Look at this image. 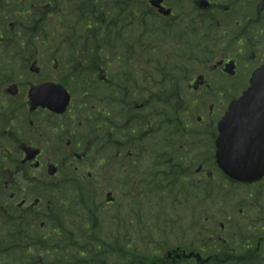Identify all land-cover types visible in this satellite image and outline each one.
<instances>
[{
  "label": "flooded vegetation",
  "instance_id": "1",
  "mask_svg": "<svg viewBox=\"0 0 264 264\" xmlns=\"http://www.w3.org/2000/svg\"><path fill=\"white\" fill-rule=\"evenodd\" d=\"M262 67L264 0H0V264H44L80 210L166 236L173 208L228 236L205 264H264V176L237 182L216 157L221 119ZM224 186L227 224L200 227ZM167 251L129 263L203 261Z\"/></svg>",
  "mask_w": 264,
  "mask_h": 264
},
{
  "label": "rangeland",
  "instance_id": "2",
  "mask_svg": "<svg viewBox=\"0 0 264 264\" xmlns=\"http://www.w3.org/2000/svg\"><path fill=\"white\" fill-rule=\"evenodd\" d=\"M225 195H233L231 191H229V188L227 186L220 187L218 189V196H219V203H218V209L216 210V203L214 201L209 200L211 204H208L209 201L203 202L204 206H208L203 208V213L200 217V227L204 226H212L213 228L219 229L220 223L227 224L226 221L228 220V215L226 210V205L223 202V197ZM227 204V201H226ZM114 210V209H113ZM113 210H108L106 213L101 214V213H93L91 215H87L84 213H81V216H75L76 220V228H82V225L84 223L88 224L87 230H82L85 233V238L88 239L91 243L95 239H99L102 242L106 243V245L109 247L114 244V242H118V245L122 246L120 248H128V246H131V249L136 251L135 253L138 254V261L141 260L143 257L146 256H151L153 253L149 252V249H152V246L154 244H157L158 248V255L163 257L164 253L173 248L177 247H182L188 249V251L192 252H200L199 251V246L202 245H207V246H212V244H216V240L218 236H214V238H210V236L205 235V233L198 234V231L194 230H189L191 228V223H192V217L189 220L186 218H189L188 216H185L183 214H187L189 211L188 209H185V211L178 210V209H172L171 215L175 214L177 215V218L174 220L170 218L169 220L170 223H172V231L169 235L164 236L161 232L158 235H154L153 233H150L152 228L156 227V222L152 219H144L141 222L143 225H139L138 230L134 229L132 235L130 232H128L126 229L121 230V232L118 231V228L120 229L119 224H117V221H114L111 217L110 214H112ZM178 212H181L183 214H176ZM101 214V215H100ZM108 215V216H107ZM92 216V217H91ZM107 216V217H106ZM232 217H238L237 212L232 215ZM209 219V220H208ZM237 219V218H236ZM179 221H182L183 224V230H182V225H179ZM188 221L190 222V225H188V228H184V224L187 225ZM96 222V225L94 223ZM130 222V221H126ZM175 223V228H173V225ZM199 223V222H198ZM124 227V225L122 226ZM98 228V229H97ZM179 228L182 230L179 232ZM150 229V230H149ZM185 230V231H184ZM76 235L79 237L81 236L80 232H76ZM224 235V236H223ZM222 235L223 240H227L228 236L226 234ZM152 243V246L147 247L148 252H145L143 247L146 248V244ZM216 246V247H215ZM212 248H208L206 250V253H204V257L207 255H218L220 259L223 258V255L227 253V251L224 249H219V244H216ZM142 249V250H141ZM86 250L84 252V255L86 257L89 256ZM94 253L98 252L97 246L95 247V250H93ZM93 253V252H91ZM93 253V255H95ZM74 256L78 257V252L74 251ZM102 264H128L129 259H122V257H114L111 254L107 255L106 257L102 258ZM48 262V259L47 261ZM84 261L78 260V258H75L74 264H81ZM8 264V263H7ZM189 264H194V263H189ZM254 264H256L254 262Z\"/></svg>",
  "mask_w": 264,
  "mask_h": 264
},
{
  "label": "water",
  "instance_id": "3",
  "mask_svg": "<svg viewBox=\"0 0 264 264\" xmlns=\"http://www.w3.org/2000/svg\"><path fill=\"white\" fill-rule=\"evenodd\" d=\"M38 91L33 92L36 100L40 98ZM44 99L48 100L46 106H56L52 97ZM57 104L60 112L68 104V96L63 90H58ZM219 133L217 157L220 168L239 181L260 178L264 174V67L254 74L250 88L230 106L219 124Z\"/></svg>",
  "mask_w": 264,
  "mask_h": 264
},
{
  "label": "trees",
  "instance_id": "4",
  "mask_svg": "<svg viewBox=\"0 0 264 264\" xmlns=\"http://www.w3.org/2000/svg\"><path fill=\"white\" fill-rule=\"evenodd\" d=\"M92 244H93V246L97 245L98 252L94 253V251L90 249L89 251H87L89 256L85 257V258L83 257V254L80 251H82L87 246H85V247L84 246L83 247L82 246H75L76 247L75 251H77L79 253V256H80L79 260L80 259H84L83 261L85 263H82V264H93V263L94 264H100L99 261H101L102 258L106 257L109 254H111V255L112 254H116V255L119 254L120 256H122L123 259H127V258L128 259H134V256H135V252L134 253H129V251L126 250L125 248L120 250L118 247H116V244H114L113 246L109 247V245L107 246L106 243L102 242L99 239H95ZM69 248L70 247L68 245H65L63 247L58 246V249L60 251H64L65 254L68 253V249ZM44 249H47V248H44ZM50 249L55 254L57 253L56 249H54V248H50ZM91 252H93L95 255H93V253H91ZM145 252H147V250H145Z\"/></svg>",
  "mask_w": 264,
  "mask_h": 264
}]
</instances>
